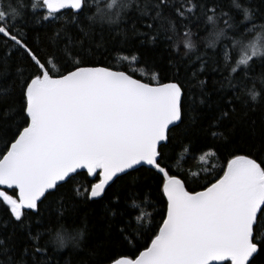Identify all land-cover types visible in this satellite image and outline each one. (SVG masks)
<instances>
[{
	"label": "snow or ice",
	"instance_id": "1",
	"mask_svg": "<svg viewBox=\"0 0 264 264\" xmlns=\"http://www.w3.org/2000/svg\"><path fill=\"white\" fill-rule=\"evenodd\" d=\"M0 204V264H264V0H0Z\"/></svg>",
	"mask_w": 264,
	"mask_h": 264
},
{
	"label": "trees",
	"instance_id": "2",
	"mask_svg": "<svg viewBox=\"0 0 264 264\" xmlns=\"http://www.w3.org/2000/svg\"><path fill=\"white\" fill-rule=\"evenodd\" d=\"M202 32L203 29H200ZM151 55L155 56L158 60V63L161 67V69H164L169 61L170 53L163 50L162 47L156 48L151 52ZM172 58L175 59L176 54H171ZM114 61L116 63H120L118 60V57H114ZM124 67H128V63L124 62ZM170 75V73H169ZM245 99H248L245 97ZM204 155V153L197 152L195 149L190 150L187 154H182L179 147H177V153H176V159L174 160V166H179L182 170H187L190 172H196L198 176H203L205 174V170L209 168V165L214 163L215 161L212 158H209L207 156L204 157L203 160L200 159V157ZM52 211L54 212L55 209L53 208ZM89 211L88 208H81L79 214L73 218L70 215H66L64 220L60 221V223H53L51 234L45 233L43 239L45 242H47L50 246H53L51 243V237L52 235L60 230V225H63V228L68 231L69 233H74L79 228L83 227L82 219L85 214H87ZM148 211H151V209H148ZM153 215H156L153 213ZM7 212L5 209V206L0 204V220H6ZM157 220L159 217H156ZM54 247V246H53ZM67 258V257H65Z\"/></svg>",
	"mask_w": 264,
	"mask_h": 264
},
{
	"label": "clouds",
	"instance_id": "3",
	"mask_svg": "<svg viewBox=\"0 0 264 264\" xmlns=\"http://www.w3.org/2000/svg\"><path fill=\"white\" fill-rule=\"evenodd\" d=\"M76 241L73 239V233H69L68 231H56L51 237V243L54 247L60 246H71L74 245Z\"/></svg>",
	"mask_w": 264,
	"mask_h": 264
},
{
	"label": "rangeland",
	"instance_id": "4",
	"mask_svg": "<svg viewBox=\"0 0 264 264\" xmlns=\"http://www.w3.org/2000/svg\"><path fill=\"white\" fill-rule=\"evenodd\" d=\"M128 63V62H127ZM133 67H135V66H133Z\"/></svg>",
	"mask_w": 264,
	"mask_h": 264
}]
</instances>
